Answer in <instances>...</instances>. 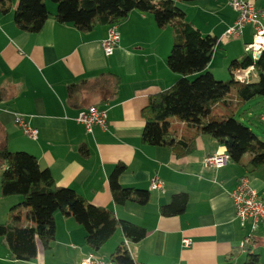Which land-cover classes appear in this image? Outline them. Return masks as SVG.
Returning a JSON list of instances; mask_svg holds the SVG:
<instances>
[{"label":"crops","instance_id":"0c3cea01","mask_svg":"<svg viewBox=\"0 0 264 264\" xmlns=\"http://www.w3.org/2000/svg\"><path fill=\"white\" fill-rule=\"evenodd\" d=\"M250 1L256 8H264V0ZM227 3L198 0L178 6L185 20L202 35L217 38L207 70L211 72L214 63L219 62L225 70L223 75L230 79V62L247 54L245 47L252 40V28L245 26L240 36L225 37L237 18ZM16 6L17 1L12 0V10L0 14V148L34 156L58 187L73 190L94 206L112 210L117 219L142 227L146 235L130 243L118 231L93 253L84 244V229L58 212L49 250L39 251L32 261H17L0 240V264H79L89 255L107 261L121 242L139 264H240L248 253L257 254L264 264V224H257L255 229L250 221L241 225L230 197L238 180L247 177L264 202V165L250 176L241 164L233 162L220 168L206 167V157L226 153V148L205 135L198 137L195 151L182 159L167 147L147 146L141 141L143 112L149 98L169 89L180 78L166 64L174 40L172 30L159 28L148 13L131 11L116 24L119 41L113 54L106 56L101 42L108 36L109 25L81 32L59 23L54 18L55 5L47 3L50 17L38 33L29 34L14 24ZM103 73L118 78L115 95L100 87L68 96L69 85L82 80L93 84ZM233 78L243 83L257 80L253 67L237 70ZM93 105L107 110V127L86 133L74 118ZM257 107L263 109L264 100ZM15 114L28 117L30 126L38 131L37 139H30L16 126ZM258 120L263 124L261 129L255 122L250 123L262 130L258 135L261 137L264 110ZM117 164L126 167L119 184L149 191L147 204L113 202L108 178ZM153 178L163 184L162 190L150 189ZM180 192L189 196L183 214L161 216L160 207ZM21 202L19 196L0 197V223L9 221L11 208ZM20 225H32L25 210ZM184 239L190 240L188 247L183 246Z\"/></svg>","mask_w":264,"mask_h":264},{"label":"trees","instance_id":"16d2710c","mask_svg":"<svg viewBox=\"0 0 264 264\" xmlns=\"http://www.w3.org/2000/svg\"><path fill=\"white\" fill-rule=\"evenodd\" d=\"M13 20L22 32L38 33L50 17L47 3L57 5L54 18L61 24L71 25L81 32H91L97 26L121 23L131 11L150 14L159 28L169 27L173 32V45L166 58L167 67L180 78L167 90L149 98L144 109V145L169 148L177 159L192 154L198 137L205 135L226 148L233 163L241 164L252 175L264 165V140L235 116L251 99L264 97V52L255 61L245 54L229 65L230 79L217 81L207 70L217 38L202 35L187 20L178 3L198 0H16ZM12 10V0H0V14ZM253 67L257 80L243 83L234 80L237 70ZM106 79V80H105ZM109 79V80H107ZM119 80L103 73L95 83L82 80L67 88L69 97L81 90L105 88L115 95ZM221 106L224 118L213 114ZM81 154L85 153L84 147ZM0 197L19 196L22 202L10 210V219L0 223V240L17 261L29 262L39 251H47L55 238V215L62 212L70 216L84 231V244L93 253L121 231L127 242L141 241L146 231L130 222L117 219L110 209L94 206L73 190L58 187L51 173L41 169L37 159L25 152H9L0 148ZM126 170L117 164L108 178L113 202L124 205L134 202L140 206L150 200V192L125 188L119 176ZM189 196L185 192L173 194L167 204L160 207L163 217L183 214ZM25 210L31 226H21V213ZM112 264H139L132 259L127 246L121 242L109 257ZM223 264H233L227 261ZM240 264H261L255 253H248Z\"/></svg>","mask_w":264,"mask_h":264},{"label":"built area","instance_id":"2783aa9c","mask_svg":"<svg viewBox=\"0 0 264 264\" xmlns=\"http://www.w3.org/2000/svg\"><path fill=\"white\" fill-rule=\"evenodd\" d=\"M228 6L237 14V18L233 25L224 33L225 37H238L241 35L245 26L252 28V40L245 47V52L250 55L252 60H256L264 52V8H256L250 0H228ZM119 41L117 27L111 25L108 36L101 42L102 49L106 56L113 54V51ZM74 121L83 126L86 133H91L94 128L106 129L107 127V110L97 106H89L80 110ZM14 122L21 131L32 140L37 139V129L30 126L28 117L23 114H15ZM230 159L226 153H217L204 159L206 167L220 168L230 163ZM151 190H162L163 184L153 178L150 184ZM231 200L235 208L236 218L241 225L250 221L252 229L256 228L259 223L264 224V202L258 197L257 192L251 187L247 177L238 180L236 187L230 194ZM248 241V239H246ZM184 247L190 245L189 239L182 241ZM79 264H112L89 255L85 257Z\"/></svg>","mask_w":264,"mask_h":264},{"label":"rangeland","instance_id":"374dc122","mask_svg":"<svg viewBox=\"0 0 264 264\" xmlns=\"http://www.w3.org/2000/svg\"><path fill=\"white\" fill-rule=\"evenodd\" d=\"M49 5H55V7H57L56 4L48 2ZM205 35V34H204ZM220 59L217 58L216 61H219ZM217 63L219 62H215L212 68V74L214 76V78L217 81H222V82H226L229 80V77L223 75V73L225 72V70H223V68H221L220 65H218ZM224 71V72H223ZM262 100H264V97H259V98H255L253 100H250L243 108H241L238 113L236 114L235 118L238 121L243 122L245 125L249 126L253 132H255L257 135H260L262 130L259 131L261 128H263V124L259 122L258 120V115L264 110V108H258V103L261 102ZM252 107V108H250ZM251 112L250 116L249 113ZM213 114L218 116L219 118H224V111L222 109L221 106H217L214 108L213 110ZM245 116V117H244ZM245 118V119H244ZM250 122H255L256 126L258 128H256L255 126L251 125ZM250 123V124H249ZM263 134V133H262ZM261 139L264 140V136H261Z\"/></svg>","mask_w":264,"mask_h":264}]
</instances>
